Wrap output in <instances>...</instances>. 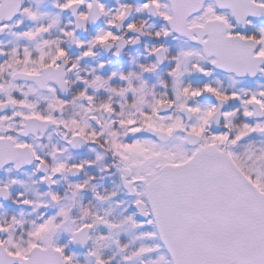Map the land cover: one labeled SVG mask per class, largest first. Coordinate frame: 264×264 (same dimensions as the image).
Masks as SVG:
<instances>
[{
  "label": "snow or ice",
  "instance_id": "obj_1",
  "mask_svg": "<svg viewBox=\"0 0 264 264\" xmlns=\"http://www.w3.org/2000/svg\"><path fill=\"white\" fill-rule=\"evenodd\" d=\"M48 2L0 0V264H264V0Z\"/></svg>",
  "mask_w": 264,
  "mask_h": 264
},
{
  "label": "flooded vegetation",
  "instance_id": "obj_2",
  "mask_svg": "<svg viewBox=\"0 0 264 264\" xmlns=\"http://www.w3.org/2000/svg\"><path fill=\"white\" fill-rule=\"evenodd\" d=\"M33 7H40L44 10L53 11V9L50 8L48 0H39V3H37V0H32ZM0 39L8 40L10 37H0ZM142 51L140 48L136 49H129L126 50L127 54L122 56L119 59L113 58V65L112 67H119L121 63H124L125 66H127V61L129 59V56H136L137 52ZM110 54L101 53V58H107Z\"/></svg>",
  "mask_w": 264,
  "mask_h": 264
}]
</instances>
